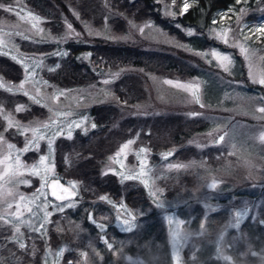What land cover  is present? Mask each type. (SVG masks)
<instances>
[{
    "label": "rangeland",
    "instance_id": "obj_1",
    "mask_svg": "<svg viewBox=\"0 0 264 264\" xmlns=\"http://www.w3.org/2000/svg\"><path fill=\"white\" fill-rule=\"evenodd\" d=\"M51 1L48 5L52 7V15L62 20L59 29L47 25L46 18L32 10L26 0L0 3L5 6L0 14V53L7 52L1 55L10 60L16 57L13 61L21 67L14 82L0 73V135L4 137L0 141V161H4L0 163V216L4 217L0 228L10 230L8 238L19 237L25 244L28 235H45L49 223L57 224L59 230L63 228L61 241L45 245L42 264H59L65 258L70 264H204L206 260L199 257H207V252L210 253L207 260L217 258L220 264H264V230L252 233L251 229L250 238L240 229L245 218H249V228L252 223L264 227V220L259 217L264 209V141L259 139L264 135V113L259 112L264 107V85L254 82L264 79V54L258 50L255 36L249 41L244 39L264 26V2L254 0L256 19L243 18L249 11L246 6L243 8L244 4L238 9L231 4L216 10L206 32L216 43L199 46V33L193 28L181 27L188 37L181 39L150 19L126 17L114 10L109 0ZM160 5L163 14L171 15L163 3ZM9 7L13 11H7ZM83 7L88 12L87 18L80 15ZM29 12L39 17V21L22 18ZM118 17L126 19L123 31H115L109 23L111 18ZM33 23L43 31L37 32ZM189 32L192 34L188 35ZM217 33H223L228 43L217 38ZM136 35L186 56L187 61L200 58L215 69L180 78L142 67H100L96 81L65 86L49 76L62 65L66 55L57 53H68V42L78 44L95 38L128 41ZM238 45L245 47L244 54ZM40 46V51L34 50ZM213 52L230 57L227 71L222 64L228 61L217 59ZM74 58L92 65L88 50L74 53ZM123 76H129L133 82L138 77L143 80L140 100L129 102L116 97L114 82ZM193 92L199 96V104L194 102ZM32 97L39 103L33 102ZM98 103L112 104L114 110L109 123L113 132L107 130L100 135L104 144L98 149L104 152L105 148L108 152L98 155L97 161L101 159L98 172L113 173L119 182L142 186L146 201L139 206L128 207L104 192L87 198L83 182L64 177L56 168L55 153L60 140L64 143L66 163L73 157L86 163L80 159L84 153L90 154L89 146L98 138L89 134L101 126L93 119L91 109ZM31 104L43 107L44 114L20 118L15 109L24 106L26 110ZM5 117L16 127L9 129ZM193 119L206 123L204 128L193 126L188 132L177 131L187 127L183 121L191 124ZM76 123L81 127H73ZM92 124L96 127L92 128ZM221 135L224 140L218 143ZM40 136L45 139L37 141L38 147L34 144L29 151L20 152L26 140ZM173 138L177 141L173 142ZM129 140L133 142L121 152ZM68 142L70 151L66 150ZM9 144L14 147L9 149ZM184 146H190L192 152L185 158L176 152ZM170 152L172 155L166 156ZM17 155L20 164L27 168L16 167ZM41 156L48 159L41 163ZM91 160L95 162L96 157ZM33 165L44 180L31 175ZM17 171L21 175L13 176ZM53 178H60L75 195L65 201L55 200L48 187ZM21 180L29 183L17 182ZM21 195L24 200H20ZM17 204L22 210L32 207L35 216L24 212L17 221L9 215ZM45 213H48L46 221ZM41 224L44 227L34 231ZM15 227L20 228V233L15 232ZM241 237L255 242V246L245 243L244 254L236 241ZM61 250L62 254L57 256ZM209 264H216V260Z\"/></svg>",
    "mask_w": 264,
    "mask_h": 264
},
{
    "label": "trees",
    "instance_id": "obj_2",
    "mask_svg": "<svg viewBox=\"0 0 264 264\" xmlns=\"http://www.w3.org/2000/svg\"><path fill=\"white\" fill-rule=\"evenodd\" d=\"M8 0H0V3H4ZM30 8L34 10L37 14L44 16L46 18L45 23L51 28H60L62 25L61 17L58 15H52V7L48 4L53 3L51 0H26ZM58 3L68 0H55ZM60 1V2H59ZM71 1V0H69ZM114 7V10L123 13L126 17H132L134 20L150 19L155 24H158L169 34H173L181 39H187L184 36L181 27H191L199 33L198 45L200 46H213L216 41L206 35L207 29L212 25V18L215 11L219 8H225L233 4L236 9L240 8L242 4L243 8H248V15L243 16V18L256 19V6L254 0H248L246 3L237 2V0H192L189 4L193 5L189 8L188 12L181 14L179 8L182 6V0H176L175 4H172V0H109ZM264 2V0H259ZM51 2V3H49ZM55 2V3H56ZM76 0H74V3ZM64 3V2H63ZM164 4L169 13L163 14L161 12L160 4ZM110 4V6H111ZM92 5V4H90ZM246 6V7H245ZM85 7V5H84ZM83 7V8H84ZM3 9L0 8V14ZM86 9H81L80 15L85 16ZM88 13V12H87ZM67 15V14H66ZM68 16V15H67ZM240 18L242 16H239ZM94 19L91 18V21ZM125 18L118 17L117 19L111 18L110 24L115 31H123L126 28V23L123 21ZM258 50L264 54V37L254 39ZM68 53L62 63V65L52 72L49 76L58 85H75V84H85L91 81L97 80V75H99V68H119V67H142L143 69L155 72L160 75L167 76H178L184 78L187 76H192L200 73L202 70H214L209 63H205L200 58L196 61H187L186 56H182L180 53H173L161 45L155 44L143 37L136 35L133 39L128 41L120 40H102L93 39L90 42L83 43H67ZM77 45V46H76ZM42 47L34 48L36 51H40ZM44 49V48H43ZM88 50L90 52V61L92 65L85 61H77L74 58V53L78 51ZM183 57V58H182ZM264 57V56H263ZM189 58V57H188ZM186 60V61H185ZM183 61V62H182ZM264 62V58H263ZM264 66V63H263ZM0 73L8 79L10 82L16 81L21 74V67L18 63L10 60L9 57L0 54ZM129 76H123L116 80L115 87L113 88L114 94L117 98L123 100L126 99L129 102L138 101L142 96L143 89L141 87V82L143 80L139 79L133 82V80L128 78ZM144 85V84H143ZM256 87V86H255ZM137 91V93H136ZM112 104L98 103L92 106L93 119L101 125L97 130L90 132L89 135L93 138H97L95 141L91 142L89 149L90 154L84 153L80 160H85L86 163H80L78 160H74L66 163L63 159L64 150L62 141L57 144V150L55 153L56 168L58 171L64 175V177L70 179H79L84 185V195L87 198H92L98 195L100 192H104L107 196L112 198L114 201L122 202L128 207H136L146 201V196L144 194V188L140 185H127V183L119 182L117 176L113 173L100 174L99 164L101 159H98V155H104L108 151H99V147L103 146L104 138L100 136L105 131L109 133L113 132L109 127L110 121L114 117V110L112 109ZM113 112V114H112ZM44 114V109L36 104L29 105V108L25 112H19L18 116L22 119H28L35 116H42ZM112 118V119H111ZM184 125L187 123L185 130H177L181 133L191 131L190 128L193 126L196 129L204 128V122L196 121L193 119L191 124L183 121ZM190 125V126H189ZM190 127V128H189ZM118 132H116L117 134ZM88 135V136H89ZM95 136V137H94ZM175 136L178 137L177 132ZM175 138H173V142ZM107 142V140H106ZM69 147L66 149L70 151L71 142ZM165 145V143H163ZM87 149V148H86ZM84 148V150H86ZM190 146H184L176 149L177 154L180 157H188L192 152L190 151ZM96 157V161H92L91 158ZM99 158V157H98ZM259 217L264 220V209L259 212ZM255 219H259L258 217ZM249 218L245 220L240 225L242 234L244 236L252 237L253 231L257 232L259 230H264L263 226L259 223L250 225L249 228ZM251 229L252 233H251ZM257 229V230H256ZM259 229V230H258ZM58 229L57 224L49 223L46 229L45 235H34L26 238L25 248L20 249L17 243H14L12 239L8 238L10 230L6 227L0 228V264H42L41 256L44 252V247L48 242L55 240H62L63 235ZM60 232V234H59ZM238 241V247H240L241 254L246 253V245L248 243L251 246H255L253 242L245 241L244 237ZM55 243L54 245H56ZM50 246V245H49ZM54 247V246H52ZM209 252H207V257L209 258ZM202 255L201 253L199 254ZM199 257L202 260H206L204 264H209L211 260H216V264H220L217 258ZM59 264H70L68 258L60 261Z\"/></svg>",
    "mask_w": 264,
    "mask_h": 264
},
{
    "label": "snow or ice",
    "instance_id": "obj_3",
    "mask_svg": "<svg viewBox=\"0 0 264 264\" xmlns=\"http://www.w3.org/2000/svg\"><path fill=\"white\" fill-rule=\"evenodd\" d=\"M237 2H240V0H237ZM245 2H246V0H245ZM175 3H176V0H172V4H175ZM192 6L193 5L189 4L188 0H182V7L179 8L178 10H179V12L181 14H184V13L188 12L189 8L192 7ZM4 7L5 6L3 4H0V8H4ZM6 10L9 11V12L13 11V9L11 7L7 8ZM17 15H19L18 12H17ZM225 15H227V13H225ZM22 18L23 19H30L32 21H39V19H40L39 17L32 15L30 12L27 14V16L22 17ZM213 23H215V21H213ZM32 27L33 28H36L37 32H42L43 31V29H40V28L37 27V24L36 23H33ZM67 27H68L69 30H72V25L71 24H68ZM140 30L143 31V29H140ZM249 31H252V30L250 29ZM191 34H192L191 32L188 33V35H191ZM253 36H255L256 38L264 37V26H261L259 28H256L254 30V32H253V35L245 36L244 39H245V41H249V40L253 39ZM217 38H222L223 39V42L225 44L228 43V40L226 38H224V34L223 33H217ZM0 43H2V42H0ZM238 47H239V50H240V52L242 54H244L246 52V49H245V47L243 45H238ZM0 54L7 55V52H3V53H0ZM57 55H67V53H57ZM212 55L215 56L217 59H220L222 61H228V64H222V66L224 67V70L227 71L228 68H229V65L231 63L230 57H227V56L220 57L215 52H213ZM12 59L15 60L16 57H12ZM57 67H58V65H57ZM25 79L27 80L28 77L26 76ZM254 82L255 83H259L260 85H264V79L255 80ZM165 83L172 84L173 82L172 81H165ZM0 86H2V85H0ZM176 86L177 87H186V86L180 85V84H177ZM19 88H20V90H23V83L19 86ZM8 91H12V89L9 88ZM25 95H27V93H25ZM193 99H194V102L195 103H198V104L200 103L199 96L196 95L195 92H193ZM32 100L35 103H39V100H37L35 97H32ZM24 110H25L24 106H18L15 109L16 112H21V111H24ZM0 111H2V110H0ZM259 112L260 113H264V107L260 108L259 109ZM192 115H197V114L196 113H193ZM5 119H8V117H5ZM7 127L10 129V128L16 127V125H14L13 122L10 119H8V125H7ZM73 127L80 128L81 127V124L80 123H76V124L73 125ZM91 127L92 128H95L96 125L95 124H92ZM85 132H86V129H85ZM71 134H72V132H71V127H70L69 128V131H68V137L69 138H71ZM44 139H45V137L40 136V137L33 138V140H31V141L26 140L25 141V146H24V148L20 149V152H27V151H29L30 148L34 144L36 145V147H38L37 141L44 140ZM259 139L261 141H264V135H261L259 137ZM3 140H4L3 135H0V141H3ZM223 140H224V136L221 135V136H219L217 142L218 143L219 142H223ZM132 142L133 141L129 140L126 144H124L123 148L121 149V152H123L124 149L128 148V146ZM48 144H49V146H51V141L50 140L48 141ZM8 147H9V149H12L14 147V145H10L9 144ZM144 151H146V150L141 149V152H144ZM119 154L120 153H117V155H119ZM171 155H172L171 152L166 154V156H171ZM47 159H48V157H46V156H41L40 157L41 163H43V161H45ZM15 161H16V167L17 168H20V167L27 168L28 167L27 165H21L20 164L19 155H17L15 157ZM0 163H4V161H0ZM170 167H181V166L180 165H170ZM47 171H48V169H45V172H47ZM19 175H21V173H19L18 171L13 173V176H19ZM31 175L32 176H36V177H40L42 180L45 179V177L42 175V173L37 170V166L36 165L31 166ZM17 182L18 183H24V184H28L29 183V181H27V180H21V181H17ZM58 186H59L58 181H55L54 180L52 182V184L50 185V187H51V193L50 194H51V196L53 198H55V200L65 201L67 199V197L65 195H63V194H58L57 191H56V188ZM213 186H215V185H213ZM42 187H44V185H42ZM67 191H68L67 189H64V192H67ZM153 195H155V193H153ZM24 199L25 198L21 195L20 196V200H24ZM8 207L11 208L12 205L9 204ZM45 207H47V205H45ZM60 210L62 211L63 208L61 207ZM24 212H27L28 214H31L32 216H35V213L33 212V208L32 207H26V208H24L22 210L19 204L16 205V210L14 212L10 213L9 215L10 216H14L17 221H20V218L23 216ZM47 215H48V213H45L44 216H43V219L45 221L47 220ZM37 218L39 219V217H37ZM3 221H4V217L3 216H0V222H3ZM24 222L27 223L26 221H24ZM8 223L11 224L12 222L9 221ZM125 223H126V221H125ZM43 227H44V225L41 224L39 227L34 228V231L39 232ZM101 227H103V226H101ZM15 232L16 233H20V228L19 227H15ZM13 242L14 243H18V246H19L20 249H24L26 247L23 242H20L19 237H17V240H15ZM105 243H107V242H105ZM108 247L111 248V245L109 244ZM62 251L63 250H61V252H58L57 253V256H59L60 254H62Z\"/></svg>",
    "mask_w": 264,
    "mask_h": 264
},
{
    "label": "water",
    "instance_id": "obj_4",
    "mask_svg": "<svg viewBox=\"0 0 264 264\" xmlns=\"http://www.w3.org/2000/svg\"><path fill=\"white\" fill-rule=\"evenodd\" d=\"M58 181V184L59 186L56 188V191L58 194H63L65 195L67 198H70L74 195V191L68 187L67 185H65V183L60 179V178H53L49 184H48V187L50 189V193H51V187L50 185L52 184L53 181ZM64 189H67L68 191L67 192H64Z\"/></svg>",
    "mask_w": 264,
    "mask_h": 264
},
{
    "label": "flooded vegetation",
    "instance_id": "obj_5",
    "mask_svg": "<svg viewBox=\"0 0 264 264\" xmlns=\"http://www.w3.org/2000/svg\"><path fill=\"white\" fill-rule=\"evenodd\" d=\"M66 185V184H65ZM69 187V186H68ZM49 195H50V189H49ZM74 195H75V192H74Z\"/></svg>",
    "mask_w": 264,
    "mask_h": 264
}]
</instances>
